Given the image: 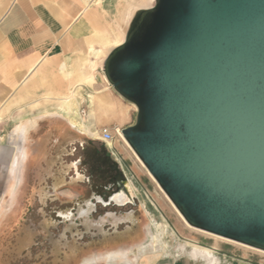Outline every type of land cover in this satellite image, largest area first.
<instances>
[{
  "label": "water",
  "instance_id": "water-1",
  "mask_svg": "<svg viewBox=\"0 0 264 264\" xmlns=\"http://www.w3.org/2000/svg\"><path fill=\"white\" fill-rule=\"evenodd\" d=\"M102 71L136 108L121 134L183 218L264 250V0L133 8Z\"/></svg>",
  "mask_w": 264,
  "mask_h": 264
},
{
  "label": "rangeland",
  "instance_id": "rangeland-1",
  "mask_svg": "<svg viewBox=\"0 0 264 264\" xmlns=\"http://www.w3.org/2000/svg\"><path fill=\"white\" fill-rule=\"evenodd\" d=\"M90 1L91 7L100 12L101 23L86 39L84 50L72 59L76 62L72 66L70 81L74 91L70 116L74 125L68 129L72 137H79L85 143L70 145L65 142L58 152L57 130L52 129L50 135V127L43 124L32 134L33 138H27L31 153L23 166L20 183L15 184L10 192H6V188L12 179L7 177L6 162H0V264H79L85 259L94 260L87 264H105L104 255L118 249L128 250L127 257L131 258L145 252L146 244L151 245L150 235L157 233L154 225L158 224L160 227L165 225L162 247L157 250L156 246L153 251V242V252H146L134 264H146L151 258L191 253L193 247L185 244L187 240L212 247L218 260L216 264H264L263 252L187 227L170 204V199L165 197L163 190L131 153L132 149L121 139L120 142L130 149L132 169L142 173L138 182L140 186L131 193L133 198L124 203H101L93 198L91 182L78 176L74 177V182L70 181L71 173H76L69 170L70 159L87 158L83 147H101L103 144L99 139H91L92 134L87 132L89 127L98 124L114 131V128L134 121L135 106L109 85L102 71V61L121 36L119 32L126 28L127 18L122 14L127 8L153 4V0H112L109 7L103 8L101 0ZM79 60L82 65L84 63L81 68ZM82 70L93 73L95 81H86L85 77L79 80ZM126 107L131 108L127 121L111 122L109 110L122 113ZM102 150L107 154L105 147ZM108 160L110 164L114 163L111 155ZM108 195L109 192H104L103 199L106 200ZM69 210L73 213L70 220L60 216ZM129 226L138 228V236L116 244L105 242L106 238ZM195 259L198 264H207L200 257ZM122 260L125 258H116L113 264H123Z\"/></svg>",
  "mask_w": 264,
  "mask_h": 264
},
{
  "label": "crops",
  "instance_id": "crops-1",
  "mask_svg": "<svg viewBox=\"0 0 264 264\" xmlns=\"http://www.w3.org/2000/svg\"><path fill=\"white\" fill-rule=\"evenodd\" d=\"M86 1L0 0V162H6L7 177L12 179L6 192L12 191L14 185L20 183L23 166L31 153L27 148V138H33L32 134L43 124L50 127V135L52 129L57 130L58 152H61L65 142L70 145L85 143L79 137H72L68 129L74 125L70 116V100L74 94L70 81L72 66L76 62L72 59L84 50L86 39L97 31L101 23L100 12L91 7L90 0ZM111 1L101 0L102 7H109ZM131 8L134 7L130 6L122 14L126 21L131 16ZM78 64L81 68V60ZM82 77L89 82L95 81L93 73L89 71L82 70L78 79ZM126 108L122 113L109 110L111 122L127 121L131 108ZM101 127L95 124L89 128H95L99 136ZM98 136L90 137L101 141ZM119 139L115 138L110 147L102 141L101 147H83L88 157L74 160H80L79 168L83 166L85 172L103 169L101 156L105 147L106 153L112 156L117 165V170L110 171V174L126 179L131 192H136L142 173L138 174L132 169V156ZM74 160L71 158L69 161L71 172ZM106 181L108 179L102 183ZM148 246L146 244L145 252H137V256L118 258H125L121 261L123 264H134L146 252H153L152 247ZM210 248L214 255V249ZM195 258L198 257L192 253L163 256L151 258L146 264H198Z\"/></svg>",
  "mask_w": 264,
  "mask_h": 264
},
{
  "label": "flooded vegetation",
  "instance_id": "flooded-vegetation-1",
  "mask_svg": "<svg viewBox=\"0 0 264 264\" xmlns=\"http://www.w3.org/2000/svg\"><path fill=\"white\" fill-rule=\"evenodd\" d=\"M130 103V102H129ZM133 105V104H132ZM136 112V108H135ZM134 122V121H133ZM132 122V123H133ZM95 137V136H94ZM109 154H103L101 156V161L104 165L103 169H98V170H89L88 172H85L84 170L79 168L80 160H74L72 165V173L70 176L72 178V182H74V177L78 176V178H84L88 182H91L90 187L92 188V192L94 194L93 198L95 201L101 202V203H110L112 201L118 202V203H124L126 200H130V186L127 184L126 179L124 178H117L114 177L110 174V171H116L117 170V165L113 159L112 164H110L111 161L108 160ZM96 172V174H95ZM76 174V175H75ZM108 177V178H107ZM106 182L102 183L103 181L107 180ZM104 192H109V195L107 196L106 200H104ZM84 210L82 208L81 213H83ZM60 216L64 218L65 220H70L71 217L73 216V213L71 210L66 211L65 213H61ZM139 231L136 226H129V228L125 229L124 231H121L117 234H112L110 238H106L105 242L106 243H113L116 244L122 240L136 237L138 236ZM119 235H124L123 238H115ZM146 246V245H145ZM128 250L126 249H118L116 251H111L108 252L104 255V258L109 254V253H114L116 254V258L118 257H124L127 255ZM100 257H98L99 259ZM106 259V258H105ZM93 262L94 260L90 259H85L82 262ZM81 263V262H80ZM79 263V264H80Z\"/></svg>",
  "mask_w": 264,
  "mask_h": 264
},
{
  "label": "bare ground",
  "instance_id": "bare-ground-1",
  "mask_svg": "<svg viewBox=\"0 0 264 264\" xmlns=\"http://www.w3.org/2000/svg\"><path fill=\"white\" fill-rule=\"evenodd\" d=\"M86 1V0H85ZM86 3H87V1H86ZM89 3V2H88ZM87 3V4H88ZM130 18V17H129ZM129 20V19H128ZM128 20H127V22H128ZM121 34V36L120 37H118L116 40H115V45H113V47L114 46H116V45H118V44H120L122 41H123V39H124V31H123V33L121 32L120 33ZM112 48V47H111ZM104 77V76H103ZM71 92H73V91H71ZM70 98V97H69ZM69 101V100H68ZM75 122V121H74ZM74 124V123H73ZM79 125V124H78ZM85 129V128H84ZM95 129V128H94ZM93 128H88V133H90V134H92V136H94V135H96V137H97V134H98V132L96 131V130H94ZM116 129V128H115ZM114 129V130H115ZM98 130V129H97ZM99 137V136H98ZM118 138H120L123 142H124V144L127 146V147H129L130 148V146L128 145V143H127V141L124 139V137H123V135L121 134V132H120V130L118 131ZM128 148V149H129ZM131 149V148H130ZM129 149V150H130ZM131 153L134 155V157L136 158V160L139 162V164L141 165V166H143L144 167V165H143V163L141 162V160L136 156V154L131 150ZM145 168V167H144ZM146 169V168H145ZM144 169V170H145ZM147 171V170H146ZM147 173H148V171H147ZM149 174V173H148ZM150 175V174H149ZM150 177L154 180V178L150 175ZM155 181V180H154ZM156 182V181H155ZM158 185V184H157ZM159 186V185H158ZM160 188V187H159ZM161 189V188H160ZM162 190V189H161ZM164 193V192H163ZM164 195H165V197L169 200V198L167 197V195L164 193ZM169 202H170V204L172 205V207L174 208V210L176 211V213L178 214V216L181 218V220L184 222V224L187 226V227H189V228H191L192 230H197V231H201V232H205V233H207V234H209V235H212V236H214V237H216V238H220V239H223V240H227V241H231V242H234V243H236V244H239V245H241V246H244V247H247V248H250V249H253V250H256V251H258V252H263L264 253V250H261V249H258V248H255V247H252V246H249V245H245V244H243V243H239V242H236V241H232V240H229V239H227V238H224V237H221V236H218V235H215V234H212V233H209V232H206V231H204V230H201V229H199V228H196V227H194V226H191L184 218H183V216L180 214V212L177 210V208L174 206V204L169 200ZM154 225V224H153ZM155 227H156V229H157V233L156 234H153V235H150V241H151V245L150 246H152V240L154 241V246H153V251L154 250H156V246L158 247L157 248V250L159 249V248H161L162 246H161V237H162V235L164 234V232H165V225L163 226V227H160L159 226V224L158 225H154ZM154 227V228H155ZM185 244L186 245H189V246H191V247H193L192 248V251H191V253L192 254H194L195 256H197V257H200L202 260H206L207 262V264H216V262H217V259H216V257L212 254V249L211 248H209V247H206V246H203V245H200V244H198L197 242H194V241H191V240H187V241H185ZM150 246H148V247H150ZM161 246V247H160ZM150 249V248H149ZM161 250V249H160ZM106 262H109V261H113V260H115L116 259V254H114V253H109L106 257ZM87 263H93V262H81L80 264H87ZM108 264V263H107Z\"/></svg>",
  "mask_w": 264,
  "mask_h": 264
},
{
  "label": "built area",
  "instance_id": "built-area-1",
  "mask_svg": "<svg viewBox=\"0 0 264 264\" xmlns=\"http://www.w3.org/2000/svg\"><path fill=\"white\" fill-rule=\"evenodd\" d=\"M120 129L121 128H116L114 131H111L107 127H101L99 129V138L101 139L102 142H104V144L110 147L112 142L115 140L116 136H118V131Z\"/></svg>",
  "mask_w": 264,
  "mask_h": 264
}]
</instances>
